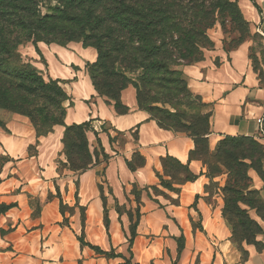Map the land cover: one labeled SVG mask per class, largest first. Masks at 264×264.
I'll return each mask as SVG.
<instances>
[{
  "label": "crops",
  "instance_id": "crops-1",
  "mask_svg": "<svg viewBox=\"0 0 264 264\" xmlns=\"http://www.w3.org/2000/svg\"><path fill=\"white\" fill-rule=\"evenodd\" d=\"M246 1L243 7H250L247 17L264 36V0H254L256 7ZM71 44L77 43L67 46ZM62 50L64 53L60 50L45 56L43 70L67 97L63 103L64 125L88 126L86 139L93 164L87 170L74 173L63 169L60 173L50 160V146L61 145L64 127L57 126L52 133L37 138L23 117L0 110V203L17 202L23 213L29 194L36 192L44 197L53 192L73 209L68 214L70 229L66 237L61 228L54 229L52 235L44 229L39 246L40 256L47 261L39 264L113 261L95 255L92 247L100 251L130 249L136 264H239L220 212L205 193L204 168L199 160L189 158L194 149L192 139L160 128L138 107L132 85L120 94L126 111L116 112L112 102L97 94L86 73V64L96 61L95 51L81 48L79 53L70 54ZM261 67V74L253 69L243 47L225 51L218 43L204 51L202 61L180 67L188 91L209 113L206 138L210 150L225 136L254 137L255 119L264 114V65ZM31 142L37 143L33 155L29 154ZM57 150L54 156L64 165L66 160L58 156L62 152ZM134 155L143 159L142 165L133 162ZM166 157L186 166L193 179L183 180L180 175L183 181H173L162 167ZM161 180L170 182L171 188L162 186ZM124 206L125 210L117 211L116 207ZM54 208V201L46 202L42 209L44 221L50 220ZM135 210L140 218L129 243L128 212L135 217ZM12 211L19 209H9ZM81 234L83 245L78 241ZM262 245L259 252L246 247L247 264H264V235Z\"/></svg>",
  "mask_w": 264,
  "mask_h": 264
},
{
  "label": "trees",
  "instance_id": "trees-1",
  "mask_svg": "<svg viewBox=\"0 0 264 264\" xmlns=\"http://www.w3.org/2000/svg\"><path fill=\"white\" fill-rule=\"evenodd\" d=\"M233 1L0 0V110L28 118L37 138L52 133L56 126L64 127L61 143L65 149L66 169L74 173L87 170L93 164L86 139L87 124L64 125L65 93L56 81H45L38 70L24 63L18 52L20 46L28 43L61 47L80 43L83 48L96 51V61L86 67L100 97L112 102L116 112L122 114L126 109L120 103V94L132 85L138 107L160 128L191 138L194 149L189 158L199 160L193 154L199 141L208 145L209 113H206L203 127L194 121L184 125L179 122L178 114L165 106L171 107L185 96L194 98L204 108L188 91L180 67L202 61L204 50L213 48L207 31L218 19L232 17L236 9ZM146 103L149 108L144 107ZM237 143V139L224 137L218 142V157L238 154L240 146ZM133 162L142 165L143 159L134 155ZM175 166L184 171L176 170ZM128 167L134 170L132 163H128ZM162 167L173 181L193 179L186 166L172 158L162 159ZM161 185L171 188L170 182L164 180ZM153 190L158 192L156 188ZM204 190L207 194L206 185ZM116 209L118 212L125 210ZM79 211L83 215V209ZM128 217L132 225V229L129 228L131 243L139 211L135 210V217L128 212ZM104 225L108 226L106 213ZM78 241L84 244L83 234ZM181 242L182 239H178V257ZM100 252L109 259L122 258Z\"/></svg>",
  "mask_w": 264,
  "mask_h": 264
},
{
  "label": "rangeland",
  "instance_id": "rangeland-1",
  "mask_svg": "<svg viewBox=\"0 0 264 264\" xmlns=\"http://www.w3.org/2000/svg\"><path fill=\"white\" fill-rule=\"evenodd\" d=\"M251 1L254 2V0ZM233 2L236 9L233 11L232 17L218 19L214 26L207 31V35L213 43V47L215 43H218L225 51L243 47L253 69L258 70L261 74V65H264V36L261 35L259 26L255 25L247 17L249 15L244 13L246 11L243 3H247V1L234 0ZM41 9L42 11L45 10ZM81 48L83 47L80 43L58 47L56 44L39 42L20 46L18 52L24 63L31 64L40 72L43 79L48 81L51 79L45 77L43 70V65H46L47 61L45 56L49 53L63 51L62 49L70 54L79 53ZM85 70L88 74L86 66ZM157 106L161 107L160 105ZM144 107L149 108L150 106L146 103ZM165 108L170 112H176L179 122L184 125H188L189 121H194L201 127L204 125L206 110L194 98L180 97L177 102L172 103L171 107L166 105ZM21 117L25 119L29 129L34 130L28 118ZM225 137L237 139V146H240L238 154H225L218 157L220 154L217 151L219 140L212 150H210L209 145L199 141L193 156L200 160L204 168L208 199L220 212V217L229 233V240L239 255V264H247L246 247L256 251H260L263 247L264 152L261 144L254 137L243 139L238 137L245 136ZM223 139L224 137L221 140ZM36 144V142L30 143V155L36 153ZM50 147L49 153L53 152L50 160L56 163L57 172L61 173L63 169H66V163L61 164L59 157L55 158L54 155L59 148L62 154H58V156H63L66 160L64 146L61 143L58 147V144L53 143ZM2 161L3 157L0 156V164ZM175 168L178 171H184V168L179 166H175ZM32 172H36V168ZM51 193L44 197L37 195L36 192L29 194L28 200L23 203V213H20L17 202L0 203V264H39V261L46 262L47 260L40 256L39 246V242H42L44 229L46 233L52 235L54 229L61 228L65 231V237L68 235L67 229H70L68 214L72 213L73 209L68 205L67 200L58 193L56 195ZM53 201L55 208L50 215V220L46 222L42 218V209L46 202L52 203ZM16 207L19 209L18 212H9V209ZM194 225H198V222H195ZM129 228L132 229V225H129ZM38 231L40 234H37ZM30 241L33 242L30 243ZM92 251L106 261L113 260L110 261V264H125V262L136 264L130 249L122 252L116 250L102 251L108 253L110 257L117 255L122 257L116 258L118 259L116 261H114L115 258L104 257L99 250L92 249Z\"/></svg>",
  "mask_w": 264,
  "mask_h": 264
},
{
  "label": "built area",
  "instance_id": "built-area-1",
  "mask_svg": "<svg viewBox=\"0 0 264 264\" xmlns=\"http://www.w3.org/2000/svg\"><path fill=\"white\" fill-rule=\"evenodd\" d=\"M255 124L256 132L254 138L264 147V114L255 119Z\"/></svg>",
  "mask_w": 264,
  "mask_h": 264
},
{
  "label": "bare ground",
  "instance_id": "bare-ground-1",
  "mask_svg": "<svg viewBox=\"0 0 264 264\" xmlns=\"http://www.w3.org/2000/svg\"><path fill=\"white\" fill-rule=\"evenodd\" d=\"M245 8V14L246 15H250V7L249 6H247V7H244Z\"/></svg>",
  "mask_w": 264,
  "mask_h": 264
}]
</instances>
